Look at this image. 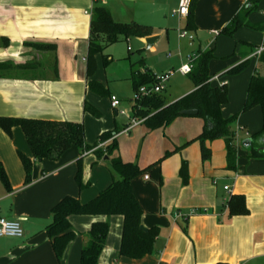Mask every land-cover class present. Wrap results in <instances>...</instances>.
Instances as JSON below:
<instances>
[{
    "label": "crops",
    "instance_id": "1",
    "mask_svg": "<svg viewBox=\"0 0 264 264\" xmlns=\"http://www.w3.org/2000/svg\"><path fill=\"white\" fill-rule=\"evenodd\" d=\"M246 4V0H199L193 8L196 30L192 32L197 34L199 29H209L218 38V29H224ZM179 5L180 0H99L95 4L91 0H0V39L9 41L7 47L0 41V64L10 63L0 69V117L82 123L86 143L90 146L95 145L102 133L118 127L121 129L117 136L119 140L120 135L127 133L125 129L129 120L118 126L112 119V112L115 119L118 114L111 108V98L92 92L89 81L101 83L112 97L116 95L111 90L112 79L107 78V71L115 81L129 82L133 90L134 71L154 73L144 57L135 62L130 60L133 49L129 46L127 56L115 54V45L130 43L133 39L130 38L109 46L99 54L102 58L98 56V69L89 78L87 56L91 17L85 12L101 6L110 11L117 23L151 27L153 34L150 37H158L154 46L148 49L154 52L173 28L187 31L188 16L172 15ZM249 22L256 23L252 18ZM207 23L215 29L206 27ZM147 38H137L139 49L147 50ZM194 41L193 37L190 45ZM28 43L51 44L56 46V50L37 51L27 46ZM211 47L206 51L215 50ZM261 48L264 46L243 42L241 55L248 57L241 62L250 58L251 61L256 59V65H260L256 53ZM104 57H107V65H104ZM171 57V54L167 55V59ZM125 60L129 61L120 65ZM257 66L251 77L259 73ZM227 71L219 76L215 73L216 77L223 78L221 75ZM224 84L228 87L227 82L212 81L214 86ZM194 90L195 85L186 94L175 99L166 97L165 100L171 104ZM246 97L247 90L244 103ZM86 102L101 113L100 117L84 111ZM130 102L133 106L132 100ZM185 117L197 116L178 119L186 120ZM183 122L194 128L180 134L181 146L174 149L180 153V158L170 160H174L172 164L177 172L183 161H188V184L184 186L181 177L169 179L163 170L167 162L162 167L164 174L160 178L156 173L155 180L145 175L142 186L135 181L132 183L144 212L143 227L161 229L154 254L141 260L119 256L123 219L118 216L110 219L72 216L70 223L76 238L68 245L63 258L58 260L46 232L52 222V209L66 197L77 198L82 204L92 201L111 185L112 175L103 161L97 162L93 151L86 152L82 160V181L89 186L80 190L76 176L81 152L77 147H71L58 161H37L33 159L20 127L14 128L11 135L0 128V160L9 182L6 186L0 179V217L20 222L24 230L21 239H0V264H80L81 251L91 226L96 221L107 220L111 225L110 233L99 264H264V170L261 169L264 168V158H250L249 161L248 146L243 144L245 152L239 151L242 154H238L237 171H230L227 169V153L215 141L207 143L212 158L203 162L200 143L193 140L202 133L204 121ZM248 125L247 119H238V128L244 136L251 137ZM103 146L101 144L100 148ZM179 148L182 149L176 151ZM20 154L33 160L30 184L25 183L26 174ZM215 177L219 179L216 182ZM226 185L230 186L231 193L224 191ZM234 195L245 197L249 215L229 216L225 201ZM192 211L198 213L187 221H174L175 213L190 215Z\"/></svg>",
    "mask_w": 264,
    "mask_h": 264
},
{
    "label": "trees",
    "instance_id": "2",
    "mask_svg": "<svg viewBox=\"0 0 264 264\" xmlns=\"http://www.w3.org/2000/svg\"><path fill=\"white\" fill-rule=\"evenodd\" d=\"M198 1L193 0L192 2L186 22V30H196L193 8ZM259 3L260 0H248L247 4L233 17L221 33L231 37L243 27L264 30V25H252L248 20L249 15L258 8ZM152 34L151 27L137 23H117L108 9L96 6L92 11L90 22V41L87 56L88 77L92 78L95 74L96 56L103 54L106 48L121 40L147 38ZM0 41L4 43V47L9 44L6 38H2ZM27 46L37 51L56 50V46L51 44L28 43ZM246 57L248 55L243 56V58ZM214 59H217L214 50L200 52L195 57L193 71L189 75L194 82L195 90L189 95L168 104L162 93L156 94L142 98L133 107L135 115L144 118V124L150 130L168 127L178 118L184 117L181 115L182 111H198L197 117L204 121V127L202 133L193 141L200 143L202 161L207 162L212 158V151L207 143L224 139L227 144V169L237 171L238 149L234 144L236 133L233 130V124L239 115L224 118L222 114L223 107L229 102L228 88L225 84L222 86L212 85V79L216 77V74L210 73L209 65ZM258 60L264 66V51L258 57ZM250 61V58L245 59L221 77L240 73L248 67ZM107 63V57H104V65H107ZM9 65L10 63H2L0 69H4L5 66ZM137 65L138 63L133 67ZM154 83L155 74L133 72L135 91L143 85ZM88 84L92 92L101 97L111 98V95L101 83L90 80ZM255 107L261 109L263 126L246 143H249V158L261 159L264 158V152L261 150L262 143H264V75L260 73H255L250 79L242 113H246ZM84 111L95 117L101 115L97 109L87 102L84 104ZM16 127L22 129L33 159L37 161H58L71 147H77L81 152L76 176L80 190L89 186L82 181V160L84 159L83 154L86 152L93 151L97 162L103 161L112 175L111 185L92 201L82 204L77 198L66 197L52 209V222L47 226L46 232L52 241L58 260L63 258L68 245L76 238V233L70 223L72 216L106 217L107 219L114 216L122 217L123 228L119 256L141 260L154 254L155 242L161 233V229L159 227L142 229L144 212L134 194L132 183L143 174V170L135 163H126L122 160L117 139L121 130L118 127L102 133L93 146L86 143L85 127L82 123L0 117V128L7 135H11ZM101 144L104 145L102 148H100ZM182 148L176 151H180ZM20 157L26 174L25 183L30 184L32 182L33 160L23 154H20ZM180 177L183 185L186 186L189 182V168L186 161L182 163ZM0 179L6 186H9L1 160ZM226 209L232 218L249 215L246 199L243 195L231 196ZM110 227L109 220L93 223L86 235L87 242L81 251L80 264H99V259L105 249L110 233Z\"/></svg>",
    "mask_w": 264,
    "mask_h": 264
},
{
    "label": "rangeland",
    "instance_id": "3",
    "mask_svg": "<svg viewBox=\"0 0 264 264\" xmlns=\"http://www.w3.org/2000/svg\"><path fill=\"white\" fill-rule=\"evenodd\" d=\"M172 15L174 16V14ZM251 18L256 22H250L251 24L258 26L264 25V0H260L258 8L249 15L248 20L250 21ZM205 26L208 27L211 26V24L207 23ZM210 28L212 30L215 29L213 26ZM218 31L220 32V36L217 38V36L213 35L209 29H199L197 34L187 30L186 32L195 38L193 45H190L192 40H180L179 37L180 33L182 32L181 29L173 28L159 42L154 52H150L148 49H139L137 38H133L130 43L124 42L121 44H116L115 54L121 57L127 56V48L129 46L133 49V52L130 53L131 61L135 62L141 57H144L146 63L153 70L155 75L160 76L171 73L172 76L165 84V90L162 95L168 99H175L186 94L193 87V80L189 77V75H182L180 73V68L183 66V64L189 63V59H195L200 51H206L210 46H212L211 48H215L214 54L219 58L210 62L209 70L211 74L217 73L219 76V74L225 70L229 71L233 67L237 66L239 62L241 63L243 59V56L241 55L243 42L250 41L256 46H264V31L262 30H254L249 27H243L235 32V34H233L231 37L222 34L221 32L223 29H218ZM168 54L172 55V57L169 59H167ZM98 56L101 55L96 56V71L98 69ZM125 61L126 62H121L120 65L122 63L124 65L129 60ZM257 62L258 61L256 59H253L250 61L248 67L238 74L226 75L223 78L217 77L218 82H227L228 84L227 88L229 102L223 107V116L225 118H230L232 115H239L236 122L233 124V130L235 133H238L239 129L238 119L242 121L247 119L249 122L247 130L250 131L252 136L257 133L256 130H261V125L263 126L260 108H256V110L254 108L250 112L242 114L245 93L249 84V79L254 72L255 67L257 66ZM257 70L259 73L262 72V74H264L263 65L258 64ZM107 72V78L109 80L112 79L110 82L112 84V92L121 100V108L126 110L128 115H131L132 106L130 101L135 97V90H133L129 82H117L113 79V76L112 78L110 77L109 71ZM112 119L116 120L118 126H121L124 122L129 120V117L118 115V117L115 119L114 112H112ZM185 119L188 121L203 122V120L199 117H185ZM186 120H175L166 129L159 128L156 130H150L146 125H141L132 128L129 130L130 132L128 131L129 133L127 132L120 135L118 141L122 159L125 161H132V163L137 164L140 169L143 170V174L134 180L138 185L142 186V181L145 175H148L151 180H155L156 173H158V178H160V176L164 174V172L162 173V167L166 162L167 163L164 165L163 170H166L169 179H176L180 177V171L177 172V169L174 171V166L172 164V161L174 160L170 159L179 160L180 153L175 152L174 149L175 147L181 146L180 134H182V132L188 128H194V126L191 124L189 125L183 122ZM243 133L244 132L241 131L239 138L235 136L234 139V144L238 149V154H242V152H239L240 149L244 151L243 144L245 141L250 139V137L244 136ZM215 141L218 142L217 145L223 148V150L225 149L227 153V144L225 140L217 139L212 142ZM262 144L261 150L264 152V143ZM247 159L250 161L249 153ZM251 159L256 160V158ZM261 169L264 170V168ZM215 178L216 179H214V182L219 180L217 177ZM227 200H229L228 197Z\"/></svg>",
    "mask_w": 264,
    "mask_h": 264
},
{
    "label": "built area",
    "instance_id": "4",
    "mask_svg": "<svg viewBox=\"0 0 264 264\" xmlns=\"http://www.w3.org/2000/svg\"><path fill=\"white\" fill-rule=\"evenodd\" d=\"M92 3H97L99 0H91ZM248 0H246L247 2ZM193 0H180V5L179 8L175 11H173V14L179 17H187L190 12V8L192 5ZM86 15L92 17V10L91 11H86ZM216 34H218L216 32ZM181 38H188L190 40H193V36H190L188 32L182 31L180 33ZM264 51V49H259L258 52L256 53V56H260L261 53ZM193 61L194 59H189V63H186L180 68V73L182 75L188 76L192 73L193 71ZM172 76L171 73L165 74V75H160L157 76L155 75V83L152 85H143L141 86L138 90L135 91V97L132 100L133 101V106L141 100L144 97H150L152 95L156 94H161L165 90V84L167 81L170 79ZM217 77L213 78L212 81L216 80ZM111 108L117 112L118 115L121 116H128L129 117V126L125 129V132H128L134 127H137L145 122L144 118H139L135 115V109L132 106V113L131 115H128L126 110L121 108V102L116 96H112L111 99ZM241 130L238 129V133H236V136L239 138ZM248 136V135H247ZM148 179V176L145 177ZM224 191L227 193H231V188L230 186L226 185L224 186ZM228 201H225V204L227 205ZM225 205V206H226ZM198 212L197 211H192L190 215H183L182 213H175L174 214V221L178 220H184L187 221L192 215H196ZM24 237V230L22 228V225L18 221H9L5 218L0 217V239L2 238H16V239H21Z\"/></svg>",
    "mask_w": 264,
    "mask_h": 264
},
{
    "label": "water",
    "instance_id": "5",
    "mask_svg": "<svg viewBox=\"0 0 264 264\" xmlns=\"http://www.w3.org/2000/svg\"><path fill=\"white\" fill-rule=\"evenodd\" d=\"M158 40V37H149L146 39L147 49H150L154 46L155 42ZM117 114V112H115ZM199 114L196 110H185L181 112L182 116H197ZM244 145L249 146V143H244ZM142 229H146L142 227Z\"/></svg>",
    "mask_w": 264,
    "mask_h": 264
}]
</instances>
